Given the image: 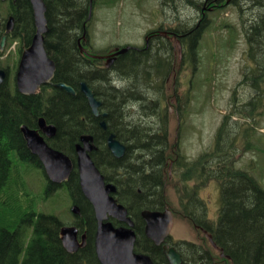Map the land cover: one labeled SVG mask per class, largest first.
<instances>
[{"label": "trees", "instance_id": "obj_1", "mask_svg": "<svg viewBox=\"0 0 264 264\" xmlns=\"http://www.w3.org/2000/svg\"><path fill=\"white\" fill-rule=\"evenodd\" d=\"M43 1L48 24L45 48L56 65L52 84L42 86L34 95L19 93L8 81L0 85V264H99L93 248L96 221L91 206L81 194L75 169L61 187L68 191L73 204L80 209V215L72 223L86 233L83 249L76 253L66 252L60 240V230L65 224L56 215L37 212L32 205L22 209L20 204V186H26L21 177L27 171L19 164L42 168L37 157L27 149L20 127L25 125L35 129L41 117L56 127L55 137L47 140L48 144L68 155L73 162L74 147L80 136L87 134L93 137L97 151L91 153V158L105 181L116 184L115 197L131 212L140 237L143 224L138 217L139 211L142 208L161 209L168 204L165 192L167 176L163 172L168 160L173 158L175 169L184 171L182 182L183 189H186L179 195L182 217L194 230L199 227L211 235L215 245L227 257L222 259L225 262L264 264V189L248 171L236 168L235 160L231 159L236 148V134L242 133L246 137L248 129H243V125L237 122H230L231 116L225 115L215 132L213 151L204 153L193 162L185 160L176 151L177 156L172 157L165 107L169 98L158 85L171 71L172 55L130 49L119 56L114 69L129 79L132 87L126 95L122 96L121 91L114 92L112 100L103 101L106 110L112 112L108 129L103 131L97 126L99 119L91 114L85 97L79 91L82 81L94 90L97 70L94 64L88 63L97 61L84 57L78 48V40L84 34L87 38L90 0ZM199 1L159 0L160 5L174 9L181 3L194 5ZM247 1L264 7V0ZM10 13L16 23L11 40L19 41V57L22 49L30 45L35 32L29 0H15L11 3ZM263 15L257 23L249 25L245 33L248 58L254 68L249 74H244L241 85L251 88L252 93L247 103L233 110V114L243 119H255L264 114V62L255 56L260 46H264ZM204 22L203 19L199 27L191 29L184 41L190 51H194ZM149 80L159 87L153 97H147L142 91L143 83ZM56 83L71 86L76 93L70 95L55 87L53 84ZM127 106L147 111L155 119L153 125L129 120L131 113ZM112 131L126 145L123 159L127 161L113 158L106 149L105 136ZM119 170L121 176L116 173ZM192 179L197 181V186L188 190L187 183ZM210 181L219 187L216 221L208 218L205 204L197 194V190ZM61 187L47 181L44 194L48 196ZM196 233L203 241L196 244L182 242L186 260L183 264L215 263V251L202 232L196 230ZM146 253L154 264H168L160 248L149 244Z\"/></svg>", "mask_w": 264, "mask_h": 264}, {"label": "rangeland", "instance_id": "obj_2", "mask_svg": "<svg viewBox=\"0 0 264 264\" xmlns=\"http://www.w3.org/2000/svg\"><path fill=\"white\" fill-rule=\"evenodd\" d=\"M203 2L205 0H200L194 5L181 3L174 9L171 6L160 5L158 0H94L87 28L89 43L83 46L88 51L101 54L126 45L139 48L142 46L144 33L158 26L193 29L201 20L200 9ZM196 4L199 6L196 7ZM7 6V3H0L2 14L5 13ZM263 14L264 11L261 16ZM251 17L252 12L244 14L240 7L234 4L205 11L204 27L194 47L196 54H193L194 51L192 54L185 51L182 55L184 63L179 72L177 71L175 85L178 97L173 100V96L170 98L171 94L165 90V95L169 98L165 101V107L172 145L170 148H173L169 153L174 157L178 152L189 162L213 151L214 135L225 115L231 116L230 122L242 124L243 129H248V135L243 137L242 133L238 135L235 133L236 148L233 149L235 152L231 153V159L235 160L236 168L248 171L264 189V114L255 119H243L244 117L233 114L234 108L247 103L252 93L251 88L241 85L244 73L249 74L250 67L254 68V64L248 58L249 47L245 34L249 25L258 22ZM10 43L11 41L8 42L6 50ZM261 46L255 56H259L262 63L264 46ZM170 51L173 52L171 47ZM17 61L15 51L7 53L0 59V68L10 67L8 75L10 85H15ZM147 97H153V93L149 92ZM127 107L131 113L129 120L153 125L155 119L151 118L147 111L139 112L137 106ZM176 114H179L178 118ZM171 160L173 158L168 160L163 172L167 176L166 198L174 214L170 234L174 240L196 241L197 233L181 214L179 195L186 189H183L182 182L184 171L176 170L172 166L169 172ZM19 165L27 171L21 177L26 183V186H20L22 209L32 205L37 212L56 215L65 225L72 223L75 215L71 211L73 200L68 191L61 187L46 196L44 192L47 179L42 168L34 165L25 166L22 163ZM195 186L197 181L192 179L186 187L191 190ZM197 194L206 205L208 218L216 221L219 208L217 183L208 182L205 187L197 190ZM214 256L216 264H229L219 259L215 252Z\"/></svg>", "mask_w": 264, "mask_h": 264}, {"label": "water", "instance_id": "obj_3", "mask_svg": "<svg viewBox=\"0 0 264 264\" xmlns=\"http://www.w3.org/2000/svg\"><path fill=\"white\" fill-rule=\"evenodd\" d=\"M92 1L90 0L89 4V15ZM29 2L32 8L35 32L30 45L22 50L14 78L16 89L23 95H34L41 86L51 83L56 71L55 62L48 56L45 48V35L48 32L46 4L43 0H29ZM12 22L13 18L11 17L8 20L7 31L11 28ZM78 42L79 48L83 51L80 41ZM4 46L5 38L3 37L0 41V51L4 50ZM178 48L180 49V45ZM127 50L128 48H124L115 54L118 55ZM5 79L6 73L0 69V85L4 83ZM54 86L63 89L70 95L75 94V90L64 83H56ZM79 90L86 98L92 114L96 117H105L104 113H99L101 103L94 97L87 84L81 82ZM100 125L102 129H106L104 122ZM20 131L27 149L38 158L50 182L62 184L66 181L73 170L72 160L61 151L50 147L45 140V137L50 139L55 136L56 127L46 124L43 118H39L36 129L22 125ZM106 148L117 159L122 158L126 152V146L120 143L113 133L106 139ZM94 150L96 147L89 135L81 136L75 145V165L79 187L83 196L91 204L97 222L94 248L98 262L100 264H153L148 255L134 252L136 236L133 230V221L128 217L126 208L113 198L112 194L116 191L115 186L105 183L103 175L91 159L90 152ZM71 211L73 214H78V206L74 205ZM141 216L145 222V236L157 246L162 244L173 223L171 211L168 208L163 211L143 210ZM109 218L119 223H125L126 226L115 227ZM204 234L212 247L216 248L212 237L205 231ZM60 239L63 248L68 253L77 252L86 243L85 234L81 236V242L78 241V229L74 226L61 228ZM164 254L169 264L181 263L180 255L174 249H167V246H164Z\"/></svg>", "mask_w": 264, "mask_h": 264}, {"label": "flooded vegetation", "instance_id": "obj_4", "mask_svg": "<svg viewBox=\"0 0 264 264\" xmlns=\"http://www.w3.org/2000/svg\"><path fill=\"white\" fill-rule=\"evenodd\" d=\"M7 3V9L5 10V13L2 14V11H0V41L1 39L4 37L5 41H6V45L8 44L9 41H11V36L15 30V18L11 15V3H14L15 0H4V1H0V3ZM226 4V5H225ZM237 5L240 7V10L245 14L248 11L251 13H253V17L255 20H260L261 18V13L264 11V7H260L256 4L259 3H248L247 0H205V2H203V7L202 9H200V13H201V19H203L204 17V13L205 11H212V10H216L219 7H224V6H229V5ZM209 5V7H207ZM251 16V14H250ZM13 18V22L11 25V28H9L8 30V20L9 18ZM200 20L197 24V26H199L200 24ZM195 25V27H197ZM190 35V31H185L182 32L181 30H179L178 28L175 27H164V26H158L155 27L151 30H148L144 33L143 36V42H142V46L139 48H135V49H143L144 51L148 52V53H164V54H171L172 55V63H171V71L170 73H168L166 78H162L159 81L160 87L162 88V91L166 90L167 92H169L170 98L173 96V100L177 99L178 95L176 93L175 90V85H176V79H177V71L179 72L182 64L184 63V61L182 60V53L185 54V51L188 49V46L184 43L185 40H187V37ZM84 41V46H87L88 41L86 40V38L83 40ZM87 42V43H86ZM16 44L18 45V47H20L19 41L16 42ZM171 45V46H170ZM178 45H180L181 49L179 50ZM125 47H129V46H124V47H119V48H113V49H109L104 53H98V52H93V51H88V49H86L83 51H79L84 57L88 58L89 60H95L97 62H92L89 61V65L94 64V66L96 67V71H95V75H94V84H93V88L94 91L93 93L95 94V98L101 103V105L99 106V113L105 114V117H101V116H94L91 112V114L95 117L98 118V122H97V126L99 128L102 129L101 127V123L104 122L106 124V129L103 131H107L108 129V124H109V115L112 112H109L108 110H106V107L103 103V101L107 100H112L113 97V93L117 92L119 93L120 91L122 92V96L126 95L128 92V89L130 87H132V85L130 84L129 79L123 77L121 74H119L115 69V65L116 62L119 58V56L125 54L124 53H120V54H115L117 51L121 50L122 48ZM169 47V49H168ZM170 47L172 48L173 52L170 51ZM130 48V47H129ZM132 48V47H131ZM175 49V52H174ZM95 56V57H93ZM5 56H2L0 58H4ZM162 64V63H160ZM159 67V65H157ZM9 69L10 67H6L5 71H6V75H9ZM162 70V68L160 69ZM105 76H104V75ZM171 85H167L170 84ZM143 87H142V91L145 93V95L147 96V94L149 92H152L154 95V91L159 88L155 82H152V80H149L145 83H143ZM96 90V91H95ZM142 92V93H143ZM121 96V95H119ZM171 100V99H170ZM138 101V100H137ZM124 106V103L122 104ZM91 111V110H90ZM139 112H145V111H140ZM177 115V114H176ZM179 117V114L177 115V118ZM112 132H108L105 136V143H106V139L107 137L111 134ZM116 138V136H115ZM117 139V138H116ZM121 142V141H120ZM123 143V142H122ZM97 150H94L92 152H96ZM127 151V150H126ZM91 152V153H92ZM126 153V152H125ZM126 155V154H125ZM125 155L120 158L123 159L125 157ZM173 166V160L170 161V165L168 168V171L170 172ZM118 175L121 176V172L120 170L116 172ZM116 176V174L114 175ZM114 185H116L114 182H111ZM117 187V186H116ZM118 190V189H117ZM141 192V191H139ZM117 193V191H116ZM115 199V197H113ZM116 200V199H115ZM117 201V200H116ZM169 204H165L161 209H150L151 211H163L164 209H166V206ZM171 209V208H170ZM145 210L144 208H142L139 211L138 217L140 218L143 227H142V237L139 236V232L136 230V222L133 219L134 217L130 214L131 212H128L130 218L133 221V230L135 232L136 235V240L134 243V252L135 253H143L146 254V248L149 247V244H152V247L154 248H160L161 253L163 254L165 260L166 257L164 255V246H167V249H174V251L176 253H178L180 255L181 258V263L183 264L184 261H186L184 259V247L182 245V242H189L191 244H196L198 241H203V239L201 237H197L195 238L196 241L194 240H188V239H179V240H174L171 235L169 234L165 241L156 246L152 241H150L149 239L146 238L145 233H144V227H145V222L142 219L141 216V212ZM172 211V209H171ZM173 213V211H172ZM117 225H122L125 226V223H117ZM195 228L197 226H194ZM196 230L200 231L202 229H200L199 227L196 228ZM208 241V240H207ZM209 245L211 246V248H213V250L216 252V254L218 255L219 259H227L221 249L219 248H214L212 247V245L209 243ZM93 248H94V242H93ZM95 254V251H94ZM150 256V255H149ZM96 257V255H95ZM151 258V257H150ZM215 260V259H214ZM152 263L154 264L152 258H151ZM223 261V260H222ZM216 264V263H213Z\"/></svg>", "mask_w": 264, "mask_h": 264}, {"label": "bare ground", "instance_id": "obj_5", "mask_svg": "<svg viewBox=\"0 0 264 264\" xmlns=\"http://www.w3.org/2000/svg\"><path fill=\"white\" fill-rule=\"evenodd\" d=\"M75 93H76V91H75ZM112 133H115V132L112 131ZM115 134H116V133H115ZM141 155H142V154H141ZM135 157H137V156H135ZM140 158H141V157H140ZM125 160H126V159H125ZM125 160L123 159V161H125ZM134 160H136V159H134ZM126 161H127V160H126ZM132 161H133V160H132ZM127 163H129V162H127ZM127 163H126V165H128ZM129 164H130V163H129ZM135 164H136V163H135ZM130 166H132V164H131ZM143 181H144V180H143ZM121 184H122V183H121ZM123 184H124V183H123ZM124 185H125V184H124Z\"/></svg>", "mask_w": 264, "mask_h": 264}]
</instances>
